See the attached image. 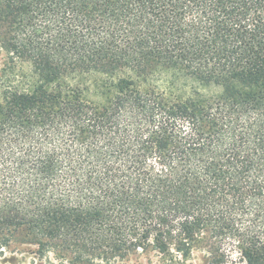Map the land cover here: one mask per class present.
Segmentation results:
<instances>
[{
	"label": "trees",
	"instance_id": "trees-1",
	"mask_svg": "<svg viewBox=\"0 0 264 264\" xmlns=\"http://www.w3.org/2000/svg\"><path fill=\"white\" fill-rule=\"evenodd\" d=\"M1 50L0 251L264 264V0H0Z\"/></svg>",
	"mask_w": 264,
	"mask_h": 264
},
{
	"label": "rangeland",
	"instance_id": "rangeland-1",
	"mask_svg": "<svg viewBox=\"0 0 264 264\" xmlns=\"http://www.w3.org/2000/svg\"><path fill=\"white\" fill-rule=\"evenodd\" d=\"M6 54L1 50L0 51V66L2 62L5 60ZM95 77H92L91 79H94ZM179 83L187 84L189 87L185 90L182 89L181 92H187L190 88L191 81L187 80L186 78H179ZM160 87H163L166 85L167 79L161 78L157 80ZM195 85V83H193ZM204 90V92L212 93L213 90ZM87 95L90 98H95L94 92L92 87L90 86V89L87 93ZM29 246V247H28ZM25 249H14L15 251H10L8 249H5L3 251H0V264H60V261L56 258H54L52 253H49L47 256L40 258L37 254L33 252L26 251L27 248H33V245H28ZM22 250V251H21ZM25 250V251H24ZM156 257L153 255V253H144L142 251H137L136 253H132L126 258L122 260H115L113 262H110L108 264H156ZM193 264H205V260L202 258V255L200 253H195L194 257L192 258Z\"/></svg>",
	"mask_w": 264,
	"mask_h": 264
}]
</instances>
